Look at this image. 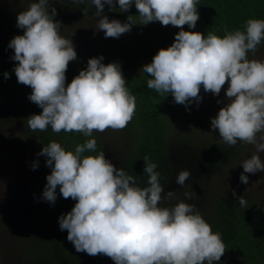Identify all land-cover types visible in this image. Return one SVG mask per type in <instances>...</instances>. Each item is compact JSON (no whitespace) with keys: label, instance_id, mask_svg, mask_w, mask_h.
<instances>
[{"label":"clouds","instance_id":"1","mask_svg":"<svg viewBox=\"0 0 264 264\" xmlns=\"http://www.w3.org/2000/svg\"><path fill=\"white\" fill-rule=\"evenodd\" d=\"M95 5L99 17L97 30L106 38H119L137 24L131 16L127 22L109 20L104 5L114 9V0H77ZM120 11L133 3L141 25L158 21L162 26L180 29L167 48H161L142 71L150 79L147 87L161 97L171 95L174 102L187 106L202 100L200 89L219 96L224 86L225 103L211 129L228 146L237 141L255 146V152L241 164L240 182L247 184L244 173L264 172V60L250 59L264 41V19L250 18L244 30H224V35L194 29L199 20V0H116ZM51 8V12H49ZM84 15L88 7L82 9ZM50 0H36L18 12L16 26L23 29L9 41L17 61V82L29 86L28 99L42 111L28 118L31 131L49 128L82 133L90 137L74 150H66L53 140L37 155L46 157L51 169L42 197L54 203L56 189L64 199L76 201L71 211L59 217L60 230L77 252L89 256L105 255L114 264H214L224 255L222 234L213 232L201 213L191 203L179 200L174 206L161 207L163 199H175L174 190L165 192L157 164L144 156L146 186L124 168L116 167L97 149L93 132L123 130L136 113V97L127 87L118 62L102 63L103 56L91 57L87 66L66 84L69 62L77 60L70 38L60 34L61 23ZM8 78V73H4ZM217 103H221L220 100ZM258 134H260L258 136ZM88 153V154H86ZM94 153V154H92ZM33 169L37 164L32 165ZM182 169L175 182L183 187L190 179ZM232 195L239 206L247 208L243 196ZM195 192H185L191 200Z\"/></svg>","mask_w":264,"mask_h":264},{"label":"rangeland","instance_id":"2","mask_svg":"<svg viewBox=\"0 0 264 264\" xmlns=\"http://www.w3.org/2000/svg\"><path fill=\"white\" fill-rule=\"evenodd\" d=\"M67 1L70 0H50L57 12L53 19L61 23L60 34L71 39L77 53V60L69 62L66 75L70 79H67L66 83L78 75L81 69L86 68L87 61L91 57L102 55L104 58L102 63L107 64L105 54L112 50V55L115 54L116 59L126 58V55L130 54L127 58L139 65L141 63L143 67L152 61L157 48L162 47L164 43L171 44L175 34L180 31L177 27L162 26L156 21L142 25L144 27L140 28L132 25L131 30L120 35L119 38H106L102 30H97L99 17L96 15L94 5L79 4L76 1L71 2L73 4H67ZM31 2L36 0H0V25L4 27L0 30V43L12 52L14 50L8 46L9 41L16 35H22L24 31L16 26L17 14L25 10ZM79 6L88 7L86 15L82 11L84 7L79 8ZM103 15L109 20L127 22L123 16L116 14V11L109 10L107 4L104 5ZM2 26L0 29L3 28ZM184 30H189L187 25L184 26ZM249 58L264 60V41L258 45L254 55L249 53ZM122 74L124 75L125 72ZM226 88L227 84L224 86V89ZM224 89L219 96H214L210 92L205 93L201 87L202 100L199 104L193 101L187 108L182 104H173L172 111L175 110L172 114L165 112L169 141L187 138L186 140L204 149L222 145L224 142L218 132L212 131L210 125L211 118L215 117L220 107L227 103ZM31 91L29 86L20 83L17 88L5 95L6 102L0 103V264H37L34 258L27 255L30 239L26 237L28 235L25 232L20 233L23 228L18 227L20 231L15 232L14 226L3 219V217L9 218L12 203L18 196L28 195L33 199L32 201L43 200L46 176L51 172L45 164L46 157L37 155L40 152L38 145L29 139L24 131L23 107L30 101L28 96ZM218 100L221 103H217ZM129 125L130 123L120 131L108 129L103 133L93 132V136L101 143V150L104 151L105 157L116 167L123 160L124 153L130 144ZM254 152V145L240 141L239 147L235 148V153L224 165L215 169L210 168V170L190 171V179L183 187L175 182V177L181 169L175 170L173 177L161 184L164 185L165 192L174 190L177 198L163 199L160 206L171 207L179 200H185L186 203L193 204L204 218V208L201 205L211 203L213 195L232 196L233 200L238 202L232 195L234 190L236 196H243L247 203H256L264 210V172L244 173L248 177L247 184L240 182L239 179L244 171L241 163L250 158ZM259 155L264 161V153ZM170 157V162L176 165L180 160L177 147L171 151ZM34 163L37 164L35 169L32 167ZM185 192H195L196 196L187 200L184 197ZM239 257L240 261L232 262V264H245L241 259L242 256ZM58 260L63 262L61 256ZM214 264L226 263L222 260Z\"/></svg>","mask_w":264,"mask_h":264},{"label":"trees","instance_id":"3","mask_svg":"<svg viewBox=\"0 0 264 264\" xmlns=\"http://www.w3.org/2000/svg\"><path fill=\"white\" fill-rule=\"evenodd\" d=\"M74 1L77 2V0H70L67 4H73L71 2ZM197 10L199 20L195 28L188 31H199L204 35L211 31L223 36L225 29L243 31L246 21L250 18L264 19V0H199ZM115 11L126 20L128 16H131L137 23L133 25L134 27H144L139 24L140 18L134 3L124 12L120 11L118 3L114 0L113 12ZM3 29L4 27L0 30ZM169 45L171 44L164 43L162 47L155 50V53L158 49L164 46L167 48ZM112 51L105 54L107 62L120 64L122 72H125L123 76L127 87L136 97V113L130 122L131 126L129 125L130 144L124 153L123 160L118 163V168H124L140 182L141 186H146L147 174L143 172L144 156H148L157 164L156 170L161 174V183L172 178L175 170L215 169L224 165L233 156L240 141H237L235 146L223 143L218 147L212 146L205 149L186 140L187 138L169 141L165 112L171 115L175 110L172 111V105L175 104L174 98L170 94L161 97L155 90L149 89L147 80L151 77L142 71L141 63L139 65L127 58L130 54L126 55V58L116 59ZM13 55L14 52L0 43V103L6 102L5 95L20 84L14 72L18 62L12 59ZM4 73H8V78L4 76ZM68 77L66 75V82L70 79ZM41 111L42 109L31 101L23 107L24 131L26 136L38 145L39 150L53 140L60 143L66 150H74L77 144H82L90 138L77 132L61 131L57 134L50 128L43 132L31 131L28 118ZM91 138L96 139L94 136ZM96 142L97 149L101 150V143L97 139ZM176 147L180 160L173 165L170 162V153ZM56 196L54 203H49L45 199L32 201L33 199L28 195L18 196L12 203L9 218L3 217L4 221L14 226L15 232H19L18 227H22L23 230L20 233L23 231L28 235H25L30 239L28 257L34 258L37 264H114V261L105 255L89 256L84 252L76 251L67 239V230L62 231L59 228V217L71 211L76 201L71 198L64 199L59 187L56 189ZM211 199V203L201 206L204 208V219L211 225L213 232L218 231L222 234L226 250L220 261L232 264V262L240 261L238 258L242 256L241 259L245 264H264V210L256 203H247L248 207L242 208L232 196L213 195ZM59 256L62 257L63 262L58 260Z\"/></svg>","mask_w":264,"mask_h":264}]
</instances>
